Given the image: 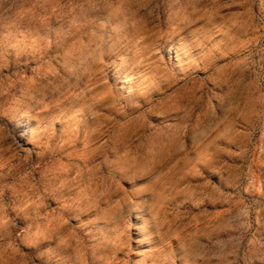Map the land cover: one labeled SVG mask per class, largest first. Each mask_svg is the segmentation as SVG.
<instances>
[{"label":"rangeland","instance_id":"obj_1","mask_svg":"<svg viewBox=\"0 0 264 264\" xmlns=\"http://www.w3.org/2000/svg\"><path fill=\"white\" fill-rule=\"evenodd\" d=\"M0 264H264V0H0Z\"/></svg>","mask_w":264,"mask_h":264},{"label":"crops","instance_id":"obj_2","mask_svg":"<svg viewBox=\"0 0 264 264\" xmlns=\"http://www.w3.org/2000/svg\"><path fill=\"white\" fill-rule=\"evenodd\" d=\"M242 128L239 120L234 125L225 127L217 125L212 130L209 148L205 153H201L199 160H205L210 165L211 170L220 175L233 160L234 152L243 145ZM172 178L164 184L163 199L157 202L158 214L164 217H187L189 219L205 217L206 210H198L202 205L196 200L189 198L181 199L178 195L180 187L175 179V168H172ZM167 176H170L167 174ZM190 186L188 189L190 190ZM184 208V210H182Z\"/></svg>","mask_w":264,"mask_h":264}]
</instances>
